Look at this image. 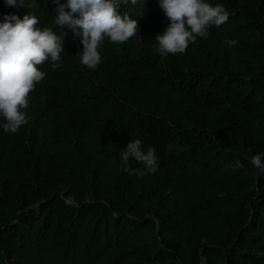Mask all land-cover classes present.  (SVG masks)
Returning a JSON list of instances; mask_svg holds the SVG:
<instances>
[{
    "label": "trees",
    "instance_id": "trees-1",
    "mask_svg": "<svg viewBox=\"0 0 264 264\" xmlns=\"http://www.w3.org/2000/svg\"><path fill=\"white\" fill-rule=\"evenodd\" d=\"M212 2L229 20L163 56L158 0H120L137 32L106 38L90 69L54 0H0V18L33 12L66 35L56 66L38 65L28 122L0 128V264H264V172L251 163L264 152V0ZM137 137L156 172L122 167Z\"/></svg>",
    "mask_w": 264,
    "mask_h": 264
},
{
    "label": "clouds",
    "instance_id": "clouds-1",
    "mask_svg": "<svg viewBox=\"0 0 264 264\" xmlns=\"http://www.w3.org/2000/svg\"><path fill=\"white\" fill-rule=\"evenodd\" d=\"M54 2L55 24L64 32L67 26L82 38L83 48L75 55L90 69H96L102 62L100 49L106 38L112 42L127 41L139 26L137 18L118 10L120 0ZM130 2L135 5L138 0ZM4 3L19 7L23 0H4ZM158 4L168 20L164 30L154 37L156 51L163 56L186 52L198 37L210 34L212 25L220 26L230 17L224 4H213L212 0H158ZM65 36L52 27H41L39 17L33 12L26 13L23 18L17 13H5L0 18V128L4 131L15 133L28 122V95L46 76L38 65L47 60L56 66L65 51ZM226 42L231 46L237 40L226 38ZM120 159L124 170L140 176L156 172L159 166L155 147L145 149L139 137L121 147ZM132 159L142 167L133 168ZM251 163L264 172V152L253 154ZM234 166L244 167L239 160Z\"/></svg>",
    "mask_w": 264,
    "mask_h": 264
}]
</instances>
